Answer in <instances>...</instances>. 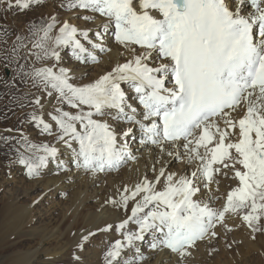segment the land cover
<instances>
[{
  "label": "snow or ice",
  "instance_id": "6c2138e0",
  "mask_svg": "<svg viewBox=\"0 0 264 264\" xmlns=\"http://www.w3.org/2000/svg\"><path fill=\"white\" fill-rule=\"evenodd\" d=\"M113 45L128 58L93 77ZM0 65L9 169L134 165L104 200L116 219L86 229L71 264L98 234L115 238L96 264H191L237 230L264 236V0H0Z\"/></svg>",
  "mask_w": 264,
  "mask_h": 264
},
{
  "label": "bare ground",
  "instance_id": "6f19581e",
  "mask_svg": "<svg viewBox=\"0 0 264 264\" xmlns=\"http://www.w3.org/2000/svg\"><path fill=\"white\" fill-rule=\"evenodd\" d=\"M49 10L44 9L43 13ZM121 51L119 46L113 45L111 58H105L102 65L88 71L95 77L97 73L109 69L112 63L123 62L128 54L121 57ZM64 59L66 63L72 62L70 54L65 55ZM6 73L9 76V72ZM28 131L36 137L35 129L28 128ZM133 167L130 163L120 172L107 176L100 174L93 177L91 174L74 172L66 178L63 173L57 176L55 166L51 165L47 174L39 181L27 179L22 166L14 165L6 170L1 167L3 209L0 210V226L4 228L0 245L12 235H19L20 239L26 238L20 241V245L15 240L8 250L0 254L5 259L3 264H71L80 235L86 229L95 230L96 225L102 221L116 219L117 213L110 206L104 205V200L121 182L134 176L131 171ZM38 199L40 202L34 203ZM35 236L37 239L32 238ZM113 238L115 237L98 234L93 239L86 253L88 264H96L102 259V249ZM26 240L37 242L27 251H22L19 247ZM231 240L236 241L232 244L234 255L220 243L216 247L221 250V254L217 253V260L212 261V250L201 245L199 251L194 252L191 264H264V236H257L252 240L247 230H237L231 234ZM10 250L17 252L7 255ZM160 261L167 264V257L163 253L153 264H159Z\"/></svg>",
  "mask_w": 264,
  "mask_h": 264
},
{
  "label": "rangeland",
  "instance_id": "374dc122",
  "mask_svg": "<svg viewBox=\"0 0 264 264\" xmlns=\"http://www.w3.org/2000/svg\"><path fill=\"white\" fill-rule=\"evenodd\" d=\"M41 12H44V9H38L35 12H31V13H29V16H38ZM9 19L11 20V17H9ZM27 19H28V16H18L16 18V22L22 24ZM7 71L9 72V76L6 75ZM0 75H4V76L10 78L12 76V71H11V69L4 68L2 65H0ZM3 91H4L3 87L0 86V92H3ZM8 99H9L8 97H5V100H8ZM5 112H7V108L4 107V101H0V128L6 127V126H14L17 123V116H13L11 112H7V115L10 117V119H8L7 121H4L3 120V115H4ZM17 115H20L18 113V111H17ZM6 165H7V160L3 157L2 154H0V168L2 167L1 169H3V170L5 169L6 170V169H8V167ZM10 188H12V186ZM1 197H2V193L0 192V210L3 209L2 204H1L2 203ZM3 228H4L3 226H0V237H1V232L3 231ZM19 237H20L19 235L9 236V238L6 241H4L3 245L2 246L0 245V254L5 252L6 250H8L9 249V245L12 242H14L15 240L20 245V241H22L25 237L24 238L22 237L21 239ZM32 238L33 239H37L36 236L32 237ZM36 242L37 241L29 242L28 240H26V242L21 243L22 247L20 246L19 248L22 249V251H27V249L30 246L36 245ZM0 243H1V241H0ZM220 251H221L220 249L218 251H216V252L212 251V255H211V260L213 259L212 261L217 260V257H215V255L217 253H220ZM9 252L7 253V255L8 254L12 255L14 252H17V250L16 251L10 250ZM229 252H231V254L234 255L235 250L233 248H231ZM235 256H236V254H235ZM4 261H5L4 257L0 255V264H3Z\"/></svg>",
  "mask_w": 264,
  "mask_h": 264
}]
</instances>
